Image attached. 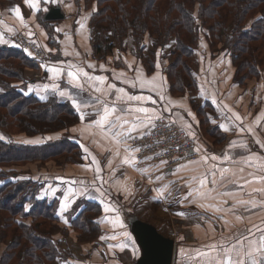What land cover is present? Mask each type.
Masks as SVG:
<instances>
[{
    "label": "trees",
    "instance_id": "1",
    "mask_svg": "<svg viewBox=\"0 0 264 264\" xmlns=\"http://www.w3.org/2000/svg\"><path fill=\"white\" fill-rule=\"evenodd\" d=\"M73 1L89 15L91 39L96 38L92 42L95 56L114 57L117 43L121 52L128 54L127 40L131 39L137 58L148 73H154L168 52L170 61L162 66L170 93L174 97L192 93L191 105L202 134L209 141L214 139V145L223 142L206 113L213 105L208 100L204 105L196 101L202 96L197 63L206 60L199 45L205 40L215 63L218 58L231 59L236 84L261 79L264 0ZM24 3L0 0V6L7 7ZM39 16L55 43L50 28L53 21H46L41 11ZM43 67L22 48L0 45V131L9 136L0 139V264H56L62 248L66 259L71 256L64 246L69 230L63 221L75 206L78 210L69 220L76 233L75 243H94L102 236L104 208L100 203L77 201L70 211L61 213L60 195L48 193L50 181L26 173L25 167L30 165L74 166L84 159L80 144L70 136L81 122L80 112L57 95L37 92L33 72ZM27 140L41 142H23Z\"/></svg>",
    "mask_w": 264,
    "mask_h": 264
},
{
    "label": "crops",
    "instance_id": "2",
    "mask_svg": "<svg viewBox=\"0 0 264 264\" xmlns=\"http://www.w3.org/2000/svg\"><path fill=\"white\" fill-rule=\"evenodd\" d=\"M58 5L62 7L65 18L53 21L50 25L52 37L56 38V42L50 45V35L40 20L39 12L46 14L51 7ZM15 8L6 5L0 6V33H3L4 38L9 41V44L0 43V45H14L12 39L18 34L20 35L17 37L25 36L32 39L38 42L48 54L47 57L51 61L48 66H58L65 70L68 69L69 65L82 68L91 77H106V83L101 86L106 91L107 85L113 84L117 88H124L128 94L150 97L151 99H146L143 102V106L154 109L157 114L162 116L163 114H172L180 124L186 127L190 125V128L188 127L190 132L195 134L194 138L198 140V144L200 143L201 156L197 163H185L180 165L177 170L154 173L147 165L124 164L123 160L134 154L126 152L125 146L117 144L110 134L104 135L98 129L88 127L91 121L97 118L95 116L96 108L81 109L80 115L83 112L85 119L81 120L75 128H72L70 134L71 138L80 144L84 153L81 165H74L72 168H66V170L51 168L50 171H45L46 168H44L36 173L40 179L50 181L48 193L51 197L60 195L62 204L64 196L68 194V188L72 187L77 193L73 197L74 203L81 197L88 201L100 203L104 209L107 206L114 207L116 209L114 212L104 211L107 218H104V215L101 217L102 226H106L117 236V239L112 241H119L120 238L124 237V232H127L131 237L130 222L133 218L154 225L166 236L176 233L177 245L179 243L180 264H192L186 256L181 255V249H184L185 252H191L193 249L202 248L204 245L215 241L235 243L238 238L243 239V236L240 235L241 232L248 235L249 239H253L247 232L249 228L255 233V239L259 238L260 232L257 227L264 228V207L259 206L264 201V191L257 192L254 190L264 189V181L258 179L264 177V169L259 166L261 162H264V113L257 114L256 111H259L257 109L251 111L258 117L254 124V133L261 137V141H255L249 130L252 128L249 126L252 118L249 117L250 115L248 118H242L244 112L232 104L231 99L239 97L237 91L240 88V85L234 82V68L233 72L231 71L232 64H224L222 71L220 70L218 73L217 67L212 69L210 64H205L209 70L202 67L203 64L199 68H205L207 73V76L198 77L200 85L203 87H200L201 91L203 89L206 99L208 98V101L217 109V116H209L210 123L218 127L219 136L222 137L224 134L226 137L222 144L213 146L212 140L207 141V138L199 130L200 127L199 129L197 127L199 120L188 95L174 97L170 93L166 74L163 70L164 64L163 66L158 64L159 67L154 73H148L141 61V64H137L134 60L136 56L134 57L131 53L119 52L118 48L115 49L114 57L104 59L94 55L89 15L82 8H78L73 0H54V2L53 0H48V2L40 0L38 10L32 9L27 3H24L19 6L23 22L15 15ZM81 23L84 25L83 28L80 26ZM9 28L12 29L11 32L8 31ZM153 77L156 78V88H152L148 83ZM53 83H58L61 90L73 94L78 99L101 96V99L111 101L115 96L114 90H112L111 95L107 96L95 92L94 81L86 80L83 77H81V83L84 91H81L69 84L66 74L63 78H54V74L47 71L35 83V86L39 87L38 94L46 96L51 92L49 95H57L60 100L71 103L66 97H60L58 92L43 91L45 84L51 88ZM133 83H135V87L132 86ZM230 97L232 98L230 99ZM241 97L244 96L239 98ZM252 97L258 98L260 93L252 92ZM197 99L202 101L199 97ZM225 99L227 100L225 108H229V110H224L221 113L217 102H222ZM198 100L196 101L199 102ZM255 102H260V99ZM133 106H135V102H133ZM89 113H93V115H89ZM236 115L240 117V120H236ZM127 118L132 119L131 116ZM249 120L250 122H248ZM148 128L141 129V131ZM224 128H227L228 131H225ZM136 134L138 133H132V135ZM191 137L193 138V136ZM233 143L235 147H233ZM225 154H228L231 159L224 160ZM213 155L218 159L211 160ZM201 157H209V159L205 162ZM140 169H146L147 173L141 172ZM222 169H228L223 176L220 174ZM212 172L216 173L214 177L216 182L214 184L209 183L206 188H201L197 181L192 180L194 176L200 178L204 175L211 181L213 179ZM157 177H161V179H157ZM72 181H77V183L72 184ZM165 185H170L171 195L165 192L162 197L154 189ZM96 189H100V192H97ZM196 189L205 192L206 195L198 197ZM84 190H86L85 195L80 196L79 192ZM190 190L193 193L191 196L188 195ZM101 192L103 195L100 194ZM57 194L59 195L57 196ZM186 196L187 199H185ZM193 200L195 202H192ZM238 200H255L258 206L246 208L236 204L235 202ZM201 204L214 205L223 210L215 211L212 207L202 208L199 206ZM150 206H154L151 216L142 217L141 208L147 209ZM72 207L69 209L71 210ZM180 212L190 215L187 217L186 215H177ZM198 212L203 213L204 217L196 220L193 214ZM164 214L170 218L165 220ZM117 216L121 218L124 224L123 228L116 223ZM174 216L176 220L180 217L182 219L177 220L176 227L171 226L174 222ZM238 216L241 219L238 220ZM179 223L181 226H178ZM63 225L65 226V222ZM254 225L257 227H253ZM178 227L184 231L181 232ZM190 227H197L199 232H196L207 238L198 241V243H190L187 241L190 236L188 232L192 233L193 230ZM195 233L192 235L196 238ZM101 237L94 243H75L74 249L78 251L79 247L84 256H91L95 254L93 251L95 244L100 240L103 241ZM132 241H135L137 251L138 244L135 239ZM115 263L124 264L120 260ZM130 264L134 263L131 262Z\"/></svg>",
    "mask_w": 264,
    "mask_h": 264
},
{
    "label": "snow or ice",
    "instance_id": "3",
    "mask_svg": "<svg viewBox=\"0 0 264 264\" xmlns=\"http://www.w3.org/2000/svg\"><path fill=\"white\" fill-rule=\"evenodd\" d=\"M45 2H48V0H45ZM25 3H27L32 9L38 10L40 0H25ZM15 15L21 20V22H23L22 13L19 6H16L15 8ZM80 26L81 28H83V23H81ZM8 31L11 32L12 29L9 28ZM57 31H60V29H57ZM8 42L9 41L4 38L3 33H0V43ZM29 55H31L30 52ZM89 67H92V65H89ZM157 67H159V65H157ZM46 71L54 74V78H63L66 74L69 84L73 88L80 89L81 91H84L83 85L81 83V77L85 78L86 80L94 81L93 88L95 92L101 93L104 96L111 95L112 90L115 91L114 98L111 101H107L105 99H101V96L78 99L73 94L65 90H61L58 83H53L51 85V88L47 84H45L43 87L44 92H48L49 90H51L54 93L58 92L59 96L62 98L66 97L71 102L72 106L78 111H80L81 109L96 108L97 111L95 112V116L97 118L92 120L88 127H94L104 135L110 134L115 139L117 144H123L125 146L126 152L138 153L141 151V147L133 146L128 143L129 140L134 141L137 138L132 135L133 132L139 133V138L143 139L144 135L147 133L142 132L141 129H145L148 127L154 128L156 126L155 121L163 119V116L157 114L154 109L143 106V102L146 99H151L150 97L145 98L142 95L128 94L125 92L124 88H117L113 84H108L106 91L103 87H101L106 83L107 80V78L104 76L91 77L89 76V73L87 71H84L82 68H78L72 65H69L67 70L58 66H47ZM125 83H128V81H125ZM148 83L152 88L157 87L155 77H153L151 81H148ZM132 86L135 87V83H133ZM31 90L32 89H29V91ZM43 98L44 97L41 96V99ZM133 102H135V106H133ZM89 115H93V113H89ZM129 116H131L132 119H128L127 117ZM235 118L236 120H240V117L238 115H236ZM80 119H85L83 112H81ZM187 127L190 128V125H188ZM224 130L228 131L227 128H224ZM188 135L193 137L195 136V134L192 132H188ZM0 139H3V137L0 136ZM23 142L33 144L40 143L41 141L27 140ZM144 147H147V145H145ZM233 147H235L234 143ZM194 150L196 152L200 151L198 148ZM85 151H87V149H85ZM117 155H119L118 152ZM201 159L207 162L209 157H201ZM210 159L215 161L218 158L213 155ZM223 159L229 160L231 159V157L228 154H225ZM123 163L135 165L137 161L134 155H130L123 160ZM162 163L167 162L162 161ZM190 163H197V161H190ZM259 166L264 169V162H261ZM213 167L215 166L213 165ZM140 171L145 174L147 173L146 169H140ZM227 171L228 169L220 170L221 176H223ZM215 175L216 173L212 172L213 179L211 181H209L208 177L204 175H202L200 178L194 176L192 177V180L197 181L201 188H206L209 183L214 184L216 182L214 179ZM157 179H161V177H157ZM258 179L264 181V177H259ZM71 183L76 184L77 181H72ZM169 188L170 185H165L154 190L163 197L165 192H168V194L171 195ZM96 191L100 192V189H96ZM195 191L198 197H204L206 195L205 192L200 191L199 189H196ZM254 191L261 192L264 191V189H255ZM85 192L86 190L80 191L79 195L83 196L85 195ZM100 194L103 195L102 192ZM192 194L193 193L190 190L188 195L191 196ZM76 195L77 193L74 191V189L72 187H69L68 194L64 196L63 202L60 207L61 213L68 211L71 203H74L73 197H75ZM185 199H187V196L185 197ZM192 202L195 201L193 200ZM235 203L245 206L246 208L249 206H258L255 200H238ZM199 206L202 208L212 207L215 211L223 210L222 208L216 207L214 205L206 206L201 204ZM259 206L264 207V201H262ZM25 211H29L28 206H25ZM104 211L114 212L116 211V209L112 206H107L105 207ZM177 215L183 216L185 214L180 212L177 213ZM237 219L239 220L241 219V217L238 216ZM116 223H118L121 228L124 227V224L119 216L116 217ZM253 227L257 226L254 225ZM257 230L260 232V236L258 239H255V233H253L252 229L249 228L247 229V232L253 237V239H249L248 235H245L243 232H241L240 235L243 236V239L238 238L235 243H232L230 241H215L213 243L204 245L202 248L193 249L191 252H185L184 249H181V255L186 256L192 262V264H264V228L257 227ZM123 236L126 238V240L131 241L132 249L135 252V241L131 240V237L127 232H124ZM101 239H105V237H101ZM111 239L116 240L117 236L113 235ZM129 246V243H119L117 245H110V248L118 247L121 251H123Z\"/></svg>",
    "mask_w": 264,
    "mask_h": 264
},
{
    "label": "rangeland",
    "instance_id": "4",
    "mask_svg": "<svg viewBox=\"0 0 264 264\" xmlns=\"http://www.w3.org/2000/svg\"><path fill=\"white\" fill-rule=\"evenodd\" d=\"M18 35H20V34H18ZM17 36L12 39V40H14V45L16 47L23 48L22 45L19 42V37H17ZM27 39L30 40V41L35 42L32 39H29V38H27ZM52 39H54L55 42H56V38L52 37ZM95 39L96 38L93 37L92 38V40H93L92 42L95 43ZM150 42H151V39L148 37V39L145 40V44L147 45V47H146L147 48V50H146L147 53H149L150 52V49L152 48ZM35 43H37L42 48V46L38 42H35ZM8 44H6V45H8ZM52 44H54V41H51L50 42V45H52ZM127 44L128 45L130 44V46H128L129 47L128 53H131L134 57L136 56L134 60L137 62V64H141L140 63V60L137 58V55H136V49H135L134 42L131 39H129V40H127ZM119 46L120 45L117 43L116 44V48H118L119 49L118 51L121 52L122 50L120 49ZM199 49H200V51L202 53H204V56L206 57V60H205V62H201V60H200V62H198L197 64H200V66H202L201 64H203L202 67H205L207 70H209V68H207L205 66V64H210L212 66L211 67L212 69H214V67H217V69H216L217 73L220 72V70L222 71V66H224V64H232L231 59L228 56L224 57L222 60L220 58H218L217 59L218 60L217 63H215L216 61L212 60V53H211L210 49L208 48L207 44L205 43V40H203V39L200 42ZM168 50L169 49H167V51ZM164 53H166V52H164ZM119 54L122 55L121 53H119ZM162 55H163V53L160 55V57H162ZM166 55L168 56V57H166L167 59H164L162 61L164 64H168V62L170 61L169 60L170 57H169L168 52L166 53ZM47 56H48V54L45 51V58H44L45 59V62L47 64H50L51 63L50 58L47 57ZM199 68L200 67H198V69L196 70L198 72V77L199 76L200 77L201 76H207V73H206L205 68L204 69L203 68L202 69H199ZM37 70H39V69L34 70V72H36ZM234 70H235V68H234ZM231 71L233 72V65H232ZM201 87H202V85H201ZM239 87L240 88H238L237 94H238L239 97L240 96H244V97H241V98L235 97L233 99H231L232 97H230V99L232 100V104L235 107L239 108L241 111L244 112L243 115H242V118L243 117L248 118V116L250 115L249 117H251L252 120H251V122H250V120L248 122H250L249 123V126L252 127V128H249L250 132L252 133L251 137L255 141H261L260 135L254 133V124H255L256 120L258 119V117L256 115H254L253 113H251V111L257 109V110H259V111H256L257 114H260V112L261 113H264V74H262L261 79H257V78L250 79L244 85L241 84ZM252 92H254V93H257L258 92V94L260 93V97H258V98L254 97L253 98L252 97ZM49 93H51V92H49ZM49 93L46 96H48ZM201 94H202V96L199 97V98H201L202 101H200V99L198 100L197 97H196V100L199 101L200 105H204L205 101H207L208 98L206 99V96L204 94L203 89L201 91ZM188 97L191 99L193 97V94L192 93L188 94ZM255 98H256V100L257 99H260V102H255L256 101ZM238 99H239V101H238ZM238 103H240L241 105L239 106ZM226 104H227V100L226 99L223 100L222 102H217V105H218L221 113H223L224 110L225 111H228L229 110V108H225V105ZM206 113L209 114V115H211V116H214V115L217 116V109L214 108V106H211V108L210 107H207L206 108ZM218 118H219V116H218ZM163 119L166 120L168 126L176 125L180 129H182L184 131H187V132H190V129L188 127L180 124L173 117L172 114H163ZM158 121L159 120L155 121V125L156 126L154 128L153 127H149L147 130L142 131L144 133H147V134L144 135V137L147 138L146 139L147 142L149 144H151L150 142H152V145H154V146L157 145V148L156 149L155 148L152 149V151L146 155V158H143V159L136 158V161H137V164L138 165H145V166L147 165V166H150V169L153 170L154 173H160V172L166 173L168 171L177 170L180 165H183L185 163H190V161H198L199 160V158L201 156V149H200V146H199L200 143L198 144V142H197L198 140L196 138H194V137L193 138L191 137L192 139H194V141H195V143L197 145V148L200 150L199 151V155L197 156V158H195L193 160H189V161H186V162H179L176 165H173L172 166L171 165L172 164V161H177L178 158H175L174 160H172V159L166 157V153H167L168 150H166L163 147H161V149H159V146L160 145L170 144L171 143L170 141H172V136L168 134L167 137H165V135H163L161 137V133L160 132L154 131V130L158 129L160 127V125H162ZM212 126L215 127L214 125H212ZM197 127L199 129V126L198 125H197ZM0 136L6 137V138L9 137L8 135H4L3 132H1V131H0ZM133 136L134 137H137L138 140H142V139L139 138V133L136 134V135H133ZM211 140L214 141V139H211ZM218 140H223V142H224L226 140L225 135L223 134L222 137L220 135L219 138H218ZM207 141H209L208 138H207ZM263 142H264V138H263ZM209 144L211 145L210 142H209ZM213 146H214V144H213ZM170 151H171V147H169V152ZM263 152H264V149H263ZM162 161H166L167 163H162ZM72 167L73 166H61L60 167V166H57V165H54L53 163H51V164H47V165H45V164H38L37 166L30 165V166L25 167V170H26V173H29V174H31L32 176L35 177L36 176V173L39 172V171H42L44 168H46L45 171H50L51 168L65 169L66 170V168L68 169V168H72ZM58 195L59 194H57V196ZM77 201L82 202V201H85V199H83V198L80 197ZM72 205H73V203H71L70 207H72ZM81 205H82V203H81ZM153 209H154V206H150L147 209H144L142 207L141 208V211H140L141 216L144 217V218L150 217L151 216V211ZM69 210L70 209H68V211ZM77 210L78 209L75 206L74 207V211L72 212V214L69 213L67 215V218L65 216L64 221H63V222L67 221V222H65V227H66V229L69 230V234L66 233V235L67 234L68 235L65 237L66 239L63 240L65 242V245L64 246H65V249L67 248L68 251H71L69 253L72 254V255L71 256H68V258L66 259L65 258V255L67 253L64 252L66 250H64L62 248L61 249V251H63L62 256L56 262V264L57 263H59V264H114L118 260H120V262H122L124 264H130L131 262H133L135 264L137 262V260L142 255V250H141V248L139 246V243H138L135 235L132 232L131 225H130V229H131L130 230L131 240H134L135 239L136 242H137V244H138L137 245L138 246V249L135 252L132 249L131 241L126 240L125 237L120 238L119 241H112L111 237L114 235V233H113L112 230H109L106 226L105 227L102 226V233H103L102 237H105V239H103V241H101V240L98 241L95 244V246H94L93 251H95V254H93L91 256H86V255L84 256L83 253L80 251L81 249H79V247L77 249L78 251H76L74 249V247H75V237H76V233H75V231H73V228L71 227L69 220H71V219L74 218V214H75V212H77ZM184 214L186 215V217L190 215L189 213H184ZM164 215L166 216V214H164ZM193 215H194V217H196V220L198 218H200V217H204L203 213H199V212L198 213H195ZM104 218H107V216L104 215ZM169 218L170 217L166 216L164 219L167 220ZM179 219L182 220L181 217ZM179 219H177V220H179ZM177 220H176V217L174 216V222H173V224L171 226L176 227ZM196 224H194V225H196ZM178 226H181V223H179ZM197 227H190V228H193L192 233H195L196 231L199 232V229ZM178 230H180L181 232L184 231V229H180V227H178ZM166 231H168V230H166ZM62 232L65 233L64 231H62ZM198 232L195 233L196 238L192 235V233H189L188 232V234L190 236L188 237V240L187 241H189L190 243H198V241H203V240H205L207 238L206 236L199 235ZM173 234H175V236ZM176 235H177L176 233H171L168 237L173 238L175 240V242H176L175 243V258H174V264H180V262H181L180 261V253L178 254V249H179V246L178 245H179V243L177 245ZM104 241H106L105 242L106 245H105V243H103ZM119 243H129L130 246L128 248H125L123 251H121L118 247H112V248H110V245H117ZM178 255H179V258H178ZM115 264H117V263H115Z\"/></svg>",
    "mask_w": 264,
    "mask_h": 264
},
{
    "label": "built area",
    "instance_id": "5",
    "mask_svg": "<svg viewBox=\"0 0 264 264\" xmlns=\"http://www.w3.org/2000/svg\"><path fill=\"white\" fill-rule=\"evenodd\" d=\"M19 42L22 45L23 50H27L26 52L29 55V52L31 53L30 58L36 60L38 63L43 64V69L37 70L36 72H33V78L35 80L41 79L44 74L46 73V67L48 64L45 62V51L35 42L28 40L25 36L19 37ZM160 127L154 131L160 132L161 137L165 135V137L169 135L172 136V141H170V144H164L160 145L159 149L161 147L165 148L167 151L166 157L174 160L175 158H178L177 161H172V166L176 165L179 162H186L189 160H193L197 158L199 155V152H196L194 149H197V145L194 141V139L191 138L190 135H188L187 131H184L177 127L176 125L168 126L165 119L159 120ZM146 137H143L142 140H138L137 138L133 140H129V144L133 146H139L141 147V151L138 153H133L135 158L143 159L146 158V155L152 151V149H156L157 145L149 144L146 140ZM147 145V147H144ZM169 147H171V151L169 152ZM175 236V234H173Z\"/></svg>",
    "mask_w": 264,
    "mask_h": 264
},
{
    "label": "water",
    "instance_id": "6",
    "mask_svg": "<svg viewBox=\"0 0 264 264\" xmlns=\"http://www.w3.org/2000/svg\"><path fill=\"white\" fill-rule=\"evenodd\" d=\"M65 18L60 5L51 7L45 14L46 21H58ZM142 255L135 264H174L175 240L163 235L152 224L133 218L130 222Z\"/></svg>",
    "mask_w": 264,
    "mask_h": 264
}]
</instances>
